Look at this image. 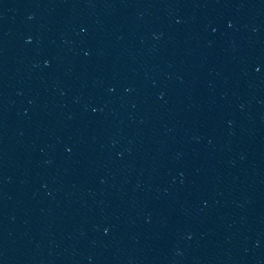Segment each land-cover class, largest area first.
I'll use <instances>...</instances> for the list:
<instances>
[{"label":"water","instance_id":"obj_1","mask_svg":"<svg viewBox=\"0 0 264 264\" xmlns=\"http://www.w3.org/2000/svg\"><path fill=\"white\" fill-rule=\"evenodd\" d=\"M0 264H264V0H0Z\"/></svg>","mask_w":264,"mask_h":264}]
</instances>
